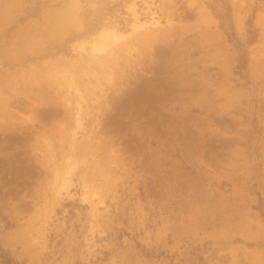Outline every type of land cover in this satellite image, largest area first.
Returning <instances> with one entry per match:
<instances>
[{"label":"rangeland","instance_id":"rangeland-1","mask_svg":"<svg viewBox=\"0 0 264 264\" xmlns=\"http://www.w3.org/2000/svg\"><path fill=\"white\" fill-rule=\"evenodd\" d=\"M228 4L244 73L218 0H0L14 262L264 264V0Z\"/></svg>","mask_w":264,"mask_h":264},{"label":"trees","instance_id":"trees-1","mask_svg":"<svg viewBox=\"0 0 264 264\" xmlns=\"http://www.w3.org/2000/svg\"><path fill=\"white\" fill-rule=\"evenodd\" d=\"M218 2L222 4L221 5L222 11L217 14L221 22V27L224 30L228 39L234 44V46L238 50L239 56H238L237 70H239V72L244 73L246 64H247V54L244 49V46L240 42L237 41L234 35V31H233V27L231 23V17H230L231 11H230V7L228 4V0H218ZM251 30L253 31L251 22H249V30H248L249 42H251L254 38V31L252 33ZM0 263L1 264H17L9 257L7 252H4L1 246H0Z\"/></svg>","mask_w":264,"mask_h":264},{"label":"bare ground","instance_id":"bare-ground-1","mask_svg":"<svg viewBox=\"0 0 264 264\" xmlns=\"http://www.w3.org/2000/svg\"><path fill=\"white\" fill-rule=\"evenodd\" d=\"M98 39V38H97ZM102 39V38H101ZM99 46H101V45H99ZM99 46H95V49L97 50V51H100L101 50V48L99 47ZM93 47V46H92Z\"/></svg>","mask_w":264,"mask_h":264}]
</instances>
